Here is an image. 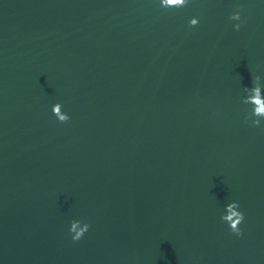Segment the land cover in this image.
I'll list each match as a JSON object with an SVG mask.
<instances>
[{
    "label": "water",
    "instance_id": "1",
    "mask_svg": "<svg viewBox=\"0 0 264 264\" xmlns=\"http://www.w3.org/2000/svg\"><path fill=\"white\" fill-rule=\"evenodd\" d=\"M257 88L264 0H0V264H264Z\"/></svg>",
    "mask_w": 264,
    "mask_h": 264
},
{
    "label": "clouds",
    "instance_id": "2",
    "mask_svg": "<svg viewBox=\"0 0 264 264\" xmlns=\"http://www.w3.org/2000/svg\"><path fill=\"white\" fill-rule=\"evenodd\" d=\"M186 3L187 0H162L163 7L181 8ZM237 29H239V25L237 26ZM251 102L255 105V108L253 110V115L258 117H264V95L261 94L258 88L254 89V97L251 99ZM60 119L64 120L66 119V117L62 116ZM256 123L259 124V120H257ZM232 215L236 217V220L238 222L245 220V215L243 211L233 212ZM230 227L232 229V233L235 236L240 237L243 235V230L241 228H238L235 223L231 224ZM84 235H85V230L81 229L80 231H77L75 235H70V236L73 241H79L84 237Z\"/></svg>",
    "mask_w": 264,
    "mask_h": 264
}]
</instances>
